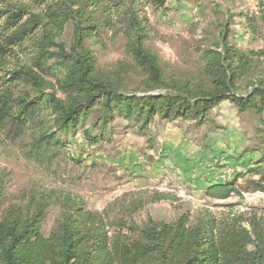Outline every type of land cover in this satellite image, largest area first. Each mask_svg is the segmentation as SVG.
I'll use <instances>...</instances> for the list:
<instances>
[{"label":"trees","instance_id":"1","mask_svg":"<svg viewBox=\"0 0 264 264\" xmlns=\"http://www.w3.org/2000/svg\"><path fill=\"white\" fill-rule=\"evenodd\" d=\"M187 2L209 22L184 69L162 61L151 41L146 10ZM257 14L238 16L256 41L264 26V0ZM228 0H0V145L17 152L44 176H54L70 157L65 139L87 121L103 141L116 119L139 132L158 119L203 125L223 102L258 119L263 158L233 182L209 184L215 201L241 196L235 184L264 192V51L231 38ZM210 10L208 13V7ZM120 47L123 60L98 65L94 51ZM0 172V264H264V222L255 217L217 218L182 214L170 222L135 216L147 206L174 202L170 194L128 192L100 213L79 197L45 190L11 201ZM55 211L49 231L43 229Z\"/></svg>","mask_w":264,"mask_h":264},{"label":"rangeland","instance_id":"2","mask_svg":"<svg viewBox=\"0 0 264 264\" xmlns=\"http://www.w3.org/2000/svg\"><path fill=\"white\" fill-rule=\"evenodd\" d=\"M217 0H215L216 2ZM233 13L231 38L241 39L240 47L264 51V26L261 37L251 41L238 14H257L256 0H228L223 4ZM210 6L208 7V13ZM154 33L151 45L159 58L174 68L184 69L208 20L198 17L196 8L187 2L169 1L163 9L146 10ZM97 63L112 68L123 60L120 47L108 45L94 51ZM87 121L73 136L65 139L67 154L82 161L80 167L67 163L54 176H44L34 165L25 163L17 152L0 145V172L8 181L10 200L28 198L42 190H56L82 199L86 210L100 213L107 203L128 192L149 191L170 194L174 202L147 206L135 216L140 223L148 216L154 221L170 222L176 216H196L209 212L212 216L257 217L264 222V192L247 189L249 176L235 181L241 196L215 201L205 196L209 184L233 182L255 162L263 158L256 137L258 119L252 114H238L223 102L209 112L203 125L193 122L153 120L148 129L139 132L116 119L104 133L103 141L91 144L98 129H90ZM55 211H50L44 225L46 234Z\"/></svg>","mask_w":264,"mask_h":264}]
</instances>
